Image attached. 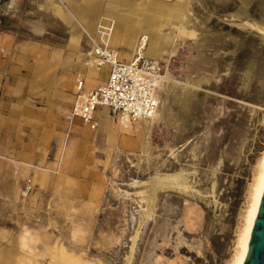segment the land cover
<instances>
[{
  "label": "rangeland",
  "instance_id": "obj_1",
  "mask_svg": "<svg viewBox=\"0 0 264 264\" xmlns=\"http://www.w3.org/2000/svg\"><path fill=\"white\" fill-rule=\"evenodd\" d=\"M158 2L176 14L152 28L166 38L158 113L129 128L111 115L136 145L87 152L85 185L7 199L0 264L235 263L264 158V0ZM81 4L11 0L0 34L16 46L3 53L85 61L93 32Z\"/></svg>",
  "mask_w": 264,
  "mask_h": 264
},
{
  "label": "crops",
  "instance_id": "obj_2",
  "mask_svg": "<svg viewBox=\"0 0 264 264\" xmlns=\"http://www.w3.org/2000/svg\"><path fill=\"white\" fill-rule=\"evenodd\" d=\"M10 1L0 0L3 14L13 13ZM149 1L85 0L76 10L80 16L91 17L88 25L93 34L102 21L114 24L119 46L123 41L130 47L128 51L120 50L112 42L122 60L131 61L138 52L160 59L166 38L152 28L159 25L164 15L176 14L173 6ZM64 18L71 23L68 14ZM142 28L149 35H143L137 46ZM74 33L78 38L83 30L76 27ZM114 35L113 31V40ZM15 42L14 36L0 34V207L7 205V199L19 196L28 179L41 192L59 186L65 190L71 183L85 185L87 152L109 151L120 142L136 145L135 138L119 134L108 108L97 110L96 129L80 118L70 117L77 78L85 80L87 90L108 79L109 67L90 69L86 65L91 50L85 61L74 60L70 68L64 57L4 54L12 53ZM94 139L103 141L104 146L101 142L93 144ZM90 156L89 160L95 159Z\"/></svg>",
  "mask_w": 264,
  "mask_h": 264
},
{
  "label": "built area",
  "instance_id": "obj_3",
  "mask_svg": "<svg viewBox=\"0 0 264 264\" xmlns=\"http://www.w3.org/2000/svg\"><path fill=\"white\" fill-rule=\"evenodd\" d=\"M113 28L111 21H102L96 34L89 35L91 51L85 62L96 69L109 67L106 82L87 90L85 80L80 76L77 78L70 117L80 118L92 129L99 125L96 112L101 108L110 109L116 121L129 128L140 120L154 117L161 105L165 64L140 52L131 61L122 60L120 52L112 45ZM33 189L32 179H28L23 194L27 195Z\"/></svg>",
  "mask_w": 264,
  "mask_h": 264
},
{
  "label": "bare ground",
  "instance_id": "obj_4",
  "mask_svg": "<svg viewBox=\"0 0 264 264\" xmlns=\"http://www.w3.org/2000/svg\"><path fill=\"white\" fill-rule=\"evenodd\" d=\"M155 60H160V59H155ZM263 193H264V158L261 163L260 174H259V178L257 182V187L254 193L253 202H252V205H251L248 217H247L246 226H245V229H244V232L242 234L241 241L239 244L240 248H239L234 264H244L245 262L247 251L249 248L250 237L253 231V226L255 223V219L257 217V213L259 210V206L261 203ZM59 264H94V263L86 262V261H79V260H70L67 262H61Z\"/></svg>",
  "mask_w": 264,
  "mask_h": 264
},
{
  "label": "water",
  "instance_id": "obj_5",
  "mask_svg": "<svg viewBox=\"0 0 264 264\" xmlns=\"http://www.w3.org/2000/svg\"><path fill=\"white\" fill-rule=\"evenodd\" d=\"M257 222H259V225ZM244 264H264V193L253 226Z\"/></svg>",
  "mask_w": 264,
  "mask_h": 264
},
{
  "label": "snow or ice",
  "instance_id": "obj_6",
  "mask_svg": "<svg viewBox=\"0 0 264 264\" xmlns=\"http://www.w3.org/2000/svg\"><path fill=\"white\" fill-rule=\"evenodd\" d=\"M258 223V225H259V222H257Z\"/></svg>",
  "mask_w": 264,
  "mask_h": 264
}]
</instances>
